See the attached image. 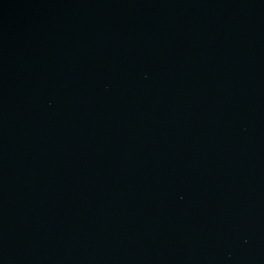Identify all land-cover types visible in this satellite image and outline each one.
<instances>
[{
	"label": "water",
	"instance_id": "95a60500",
	"mask_svg": "<svg viewBox=\"0 0 264 264\" xmlns=\"http://www.w3.org/2000/svg\"><path fill=\"white\" fill-rule=\"evenodd\" d=\"M0 264H264V0H0Z\"/></svg>",
	"mask_w": 264,
	"mask_h": 264
}]
</instances>
